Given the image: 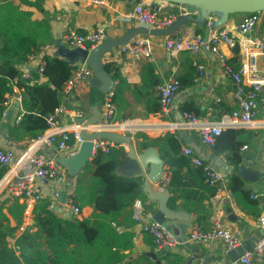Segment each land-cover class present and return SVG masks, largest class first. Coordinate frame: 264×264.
<instances>
[{
    "label": "crops",
    "instance_id": "obj_1",
    "mask_svg": "<svg viewBox=\"0 0 264 264\" xmlns=\"http://www.w3.org/2000/svg\"><path fill=\"white\" fill-rule=\"evenodd\" d=\"M21 3V7L25 10H30L34 18H43L45 13L51 18L52 30L55 38L61 37L62 33L67 28L76 29L79 32H88L94 30L97 26L103 25L106 28L107 35L117 36L123 34L126 29L142 25L134 18L126 17V13L135 6L138 0H108L106 3H94L90 0H38L42 5L39 9L36 5L27 4L20 0H15ZM36 1V0H31ZM160 7L173 5L171 2L161 0H150ZM178 7V6H177ZM160 12H175L176 11H160ZM245 13H234L230 15L228 21L224 25L231 31L235 39H239L242 35L237 31L236 26L243 19ZM215 18V17H214ZM198 27L194 22L187 23L178 29L174 35H181L183 33H200L204 35L205 27ZM215 32V28L210 30L209 36ZM144 34L136 35L142 36ZM154 43V60L146 62L144 60H128L119 51L118 47L114 48L111 53H106L104 61L109 64L113 71L118 69L122 77L131 85L129 92L124 96L126 100L125 109L123 112L127 114L126 118L118 119L119 122H124L132 126L131 131L124 133L130 135L136 147L145 149L142 146L143 139L137 137L139 132L147 134L151 138L163 136L167 133L165 124L170 120H181L183 113V105L193 103L200 111V116L210 119H218L223 114H228L237 108V102L234 96V85L232 80L224 72L220 64L218 56L209 52L207 49H202L197 53H190L188 51H180L172 54L165 46L166 36L150 35ZM253 37H264V10L261 12L260 20L255 29L249 34ZM56 49V48H55ZM53 50L42 48L35 53L34 58L28 60L26 63L20 65L22 75L24 77L33 78L38 82H47L48 78L41 75L39 78L34 76L37 73L39 65L45 61L46 54H54ZM221 51L226 55L227 61L237 66L241 59V48L239 45L229 47L222 42L220 44ZM254 51H256L254 49ZM257 62L262 71H264V55H257ZM196 63H203L205 66L204 74L196 79L198 68ZM151 67V68H148ZM171 76L179 78L183 85L177 92L173 105L167 114L158 112L156 114L144 115V103L146 99L152 95H159V85ZM153 79H158L154 84L150 94H138L135 91L136 86H144L145 83H152ZM118 82V79H115ZM16 92H20L19 88H15ZM88 99V81L77 85L70 97L64 99V104L67 106L66 112H60L57 115V124L65 125L74 122L78 117L79 112H89L90 107L87 105ZM15 101L8 107L10 108ZM22 109L17 110L16 116ZM16 116L14 121L16 120ZM144 121V122H143ZM7 119L3 118L2 129L6 130L4 126L9 123ZM257 126L245 129L243 134L235 136V142L244 140L241 148L243 154L241 162L246 163L253 169L258 171V178L254 181H247L242 179L237 172L234 174L224 173L223 166L236 167L229 159L230 151L218 150L217 146L208 147L200 142L198 134L193 130H188L193 142L186 141L181 135L178 137L180 143V150H169L170 163L164 165L169 167L173 172L172 180L166 187L170 192V203L173 208L183 210L193 215V222H198L204 230H209L213 227V215L216 211L223 214V219L226 227L230 228L236 233H239L240 244L248 246V250L244 252L245 255L251 252V259L249 263L241 264H264V253L257 252L255 246L260 238L262 231L258 225L260 215L264 212V201L257 200L252 197L253 193L264 191V113H261L256 118ZM145 127V128H144ZM7 135L8 131L6 130ZM224 133V131L222 132ZM225 134L224 136H229ZM9 136V135H8ZM11 139V138H10ZM31 141H22L19 143L13 142L5 144L4 137L0 135V149H13L16 155H21L29 146ZM75 150L78 149L80 143L74 139ZM226 143L225 138L220 141L219 148ZM191 146L196 156L201 157L205 162L209 163L213 168L222 171L229 182V186L233 177L241 183V187L235 191L231 189L230 192H223L220 194H211L213 186L205 183L196 173V166L192 163L191 157L183 153V148ZM126 150L128 147L125 146ZM156 148V147H155ZM160 153L159 149L156 148ZM49 154L56 152L57 155H62L57 145L47 146L45 148ZM249 154L250 159L246 160L245 156ZM161 155V154H160ZM94 156L92 152L91 159ZM240 162V163H241ZM85 169V168H84ZM81 170L85 176L88 175ZM85 172V173H84ZM5 176L0 180L3 182ZM76 177L68 176L67 171L62 178L50 181H37V187L43 194L42 199H49L54 205H62L59 196L56 193L65 191L68 193V201L62 205V209L58 210L60 215L64 217V221L68 224L73 223L76 219H83L90 217L93 212L91 205H86L82 208L79 215H75L68 207V202L73 193L76 184ZM142 178V185L144 182ZM152 188L155 190L159 187L157 183H152ZM142 187V186H141ZM175 189L176 192L173 190ZM145 193V192H143ZM147 204H150L155 209L158 205L157 201L150 200L147 193ZM1 195V194H0ZM10 196L5 193L0 196L1 199H7ZM10 199V198H9ZM12 199V198H11ZM10 203L7 202V204ZM232 207L233 213L238 217L236 221H232L229 215L226 214V208ZM129 209V208H128ZM7 212V209H5ZM154 212V211H153ZM147 212V213H153ZM121 222L120 226L123 230H128L132 233V245L122 250L128 254L125 261L134 264H229L234 261L231 260L225 243L218 239L212 245L207 246L197 242L184 241L180 238L179 243L174 249L163 252L156 251L154 239L147 232H135V221L129 212H125L118 217ZM33 222L28 223L29 227ZM12 226L16 224L14 218L10 217ZM190 228V227H189ZM187 229V231L189 230ZM119 230V229H118ZM120 230V231H121ZM23 232L16 230L14 237L10 239L8 248L13 250L14 255L19 258L21 264H26L25 260L20 256V250L16 244V239ZM31 237V236H30ZM28 238L25 242H32L33 238ZM40 239V238H39ZM40 241V240H39ZM128 242V238L125 239ZM44 247V246H43ZM235 247V248H236ZM232 250H235L232 248ZM235 252V251H234ZM240 255L237 259H239ZM15 263L11 258H8L6 263Z\"/></svg>",
    "mask_w": 264,
    "mask_h": 264
},
{
    "label": "trees",
    "instance_id": "obj_2",
    "mask_svg": "<svg viewBox=\"0 0 264 264\" xmlns=\"http://www.w3.org/2000/svg\"><path fill=\"white\" fill-rule=\"evenodd\" d=\"M20 1L43 8L38 0ZM52 29L48 13L43 18H34L32 11L23 9L21 3L0 0V126L4 113L10 106L6 104L8 96L18 94L15 91L18 87L22 96V109L19 112L21 117L18 121L4 126L11 140L16 143L31 141L49 128L47 118L64 102L63 87L75 68L67 59L46 54L42 72L34 73V76L39 78L43 75L48 78L47 82L34 81L33 78L22 75L20 65L28 61L30 54L56 42ZM200 31L201 29L197 33ZM106 68L118 79L112 97L115 105L114 120L126 118L127 114L123 112L126 105L124 96L131 89V85L118 69L113 71L109 64H106ZM157 82L158 79H153L152 83L136 86L135 91L148 95L151 92L149 88L152 90ZM182 85L181 81V87ZM182 109L200 115L199 109L193 103L184 104ZM160 110V95L149 96L144 103V115L156 114ZM244 130L229 128L217 139L216 149H228L229 159L235 166L242 160L243 154L240 150L245 142L242 139L235 142V136L243 134ZM225 134L230 135L225 137ZM136 136L143 139L144 148H158L166 164L170 163L169 150H180L178 137L170 132L156 138L142 132ZM224 138L226 143L219 148V143ZM127 153L125 146L119 144L111 147L108 153L99 149L84 169L88 175L81 173L76 177L74 199L81 210L86 205L93 207L90 217L76 219L68 224L58 210L54 209L51 200L41 199L35 204L32 224L16 239L20 256L26 264H134L125 261L128 254L122 251L131 247L132 233L127 229L118 230L117 227L121 224L118 217L125 212L133 216V203L137 198L143 202L146 212H153L154 208L146 203L147 195L138 192L142 186L140 176H125L116 172V168L128 160ZM196 167L197 175L204 181L202 167ZM8 168L7 164L0 162V180ZM230 187L237 191L241 183L233 177ZM173 191L176 192L175 189ZM5 193L4 191L1 195ZM211 194H215L214 187ZM9 198H0V264H11L6 263L8 258L21 264L7 245L23 221L24 205L15 197ZM10 217L16 221L14 226L10 223ZM30 236L33 241L25 242ZM127 238L128 242H125Z\"/></svg>",
    "mask_w": 264,
    "mask_h": 264
},
{
    "label": "built area",
    "instance_id": "obj_3",
    "mask_svg": "<svg viewBox=\"0 0 264 264\" xmlns=\"http://www.w3.org/2000/svg\"><path fill=\"white\" fill-rule=\"evenodd\" d=\"M90 1L103 4L108 0ZM261 12L245 13L243 19L236 26L237 31L242 35L238 40L225 26L216 27L215 32L208 39H205L201 33L170 34L166 36L165 46L172 54L180 51L197 53L206 47L218 56L224 72L233 82L234 96L237 102L236 109L228 114L221 115L218 119H210L194 112L183 111L181 120H170L165 124L167 132L180 137V131L193 130L198 134L202 144L214 147L218 137L229 128H252L257 126L256 118L261 113H264V71L260 69L257 62L258 53L264 55V37H253L249 36V34L255 29L260 20ZM177 15L175 12L163 13L155 10L151 6L150 0L138 1L132 10L126 13V17L134 18L149 28L167 27L177 18ZM214 19V16H210L206 25L211 26ZM106 35V28L103 25H99L88 32H79L76 29L67 28L60 38L69 47L92 48L102 42ZM222 42L229 47L240 46L241 59L237 66L227 61L226 55L220 49ZM42 48L53 50L56 48V42L47 44ZM118 48L120 53L128 60H144L146 62L154 60V43L150 35L144 34L132 38L127 43L118 46ZM34 56L35 53L30 54L28 60L34 58ZM73 64L75 65L73 73L63 87L65 98L73 94L77 85L88 81L93 75L91 68L87 64ZM44 65L45 61L37 68L39 73L42 72ZM196 65L198 68L196 79H198L204 74L205 66L203 63H196ZM180 88L181 81L175 76L169 77L159 85V95L161 97V110L159 112L167 114L170 111ZM113 93L114 90L106 94V103L103 107V113L107 116L105 120L92 124H79L74 121L65 125H58L57 115L60 112L67 111L66 104L62 103L48 116L49 128L32 139L28 148L21 155H16L15 150L11 148L0 149V162L9 166L3 182L0 184V194L5 191L9 196L17 198L24 205L23 221L18 230L23 232L28 223H31L33 208L43 198L42 192L37 187V181H50L62 178L66 172V169L45 150L47 146L55 143L61 154L68 155L75 151L72 139L77 143L81 142L80 131L83 129L90 132L114 130L127 133L131 131L132 126L114 120L115 105L112 101ZM21 98L22 96L19 92L15 95H9L6 104L11 105L13 101L21 102ZM83 114L84 112H79L78 116ZM20 117L21 114L19 113L16 116V121ZM93 141L94 148L92 152L94 153L99 149L108 153L111 147L117 145V143L108 139H95ZM193 152L194 150L191 146L183 148V153L191 157L192 163L195 166L202 167L204 181L215 188V194L229 193L230 186L226 175L222 171L213 168ZM21 171L22 175H19ZM172 177V170L169 167H165L159 180V187L166 188L170 184ZM56 196H58V193H56ZM252 197L264 201V191L253 193ZM68 207L75 215L81 213V209L74 199V193L70 196ZM133 208V219L136 224L135 232L143 231L149 233L154 239L156 251L171 250L181 243L177 235L154 220L152 213H147L144 210L143 202L139 198L134 201ZM223 218V214L216 211L213 215V227L209 230H204L198 222H193L187 231L186 241L210 246L216 240L221 239L227 249L235 248L241 241L239 233L226 227ZM258 225L262 234L258 239L255 250L264 253V212L259 217ZM117 228L119 230L122 229L121 226ZM251 255L252 253L248 252L229 264L249 263Z\"/></svg>",
    "mask_w": 264,
    "mask_h": 264
},
{
    "label": "water",
    "instance_id": "obj_4",
    "mask_svg": "<svg viewBox=\"0 0 264 264\" xmlns=\"http://www.w3.org/2000/svg\"><path fill=\"white\" fill-rule=\"evenodd\" d=\"M140 1V0H138ZM171 2L173 5L160 7L154 3L151 6L157 11H176L177 18L167 27L149 28L145 25L133 26L117 36L106 35L102 42L92 48H82L80 46L69 47L65 45L60 36L56 39V49L54 55L67 59L72 63L87 64L93 75L88 80V99L87 105L90 107L89 112L75 118L79 124H92L100 120L107 119L103 113V107L106 103V94L113 91L116 85L114 75L106 68L104 56L106 53L114 51L115 47L127 43L136 35H157L168 36L175 33L178 29L187 23L194 22L198 27L206 25L210 16H214V22L211 26L205 27L204 38L208 39L210 30L219 26H224L230 15L234 13H252L264 10V0H161ZM178 6V7H177ZM204 49H207L204 47ZM211 52L209 49H207ZM20 102L15 103L4 113V118L10 122L14 121ZM0 135L4 137V143L10 144L11 139L6 130L0 127ZM180 135L188 142H193L188 131H180ZM81 142L77 150L68 155H57L56 152L50 154L54 157L67 171L68 176H78L91 160L95 139H108L115 143L128 147V160L116 168V172L125 176H140L144 182L138 192L148 194L150 200L157 201L158 205L152 213L154 220L162 224L165 228L179 236L182 240H187V229L193 224V215L187 211L178 210L172 207L170 203V192L167 188L153 189L152 183L159 185L162 176L165 161L154 146H148L145 149L136 147L133 139L128 134L114 130L80 131ZM246 154V160L250 159ZM224 173L237 174L244 180L254 181L258 178V171L244 162L236 167L224 165ZM19 175H22V171ZM59 199L62 205L68 201V193L62 191L59 193ZM62 205H54V209L61 210ZM226 214L232 221L237 220L233 213L232 207L226 208ZM235 250H229L228 254L231 260H236L243 255L248 246L242 244ZM235 251V252H234Z\"/></svg>",
    "mask_w": 264,
    "mask_h": 264
},
{
    "label": "bare ground",
    "instance_id": "obj_5",
    "mask_svg": "<svg viewBox=\"0 0 264 264\" xmlns=\"http://www.w3.org/2000/svg\"><path fill=\"white\" fill-rule=\"evenodd\" d=\"M144 122V121H143ZM145 128V127H144Z\"/></svg>",
    "mask_w": 264,
    "mask_h": 264
}]
</instances>
